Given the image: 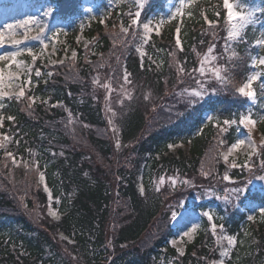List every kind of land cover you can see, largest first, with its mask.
<instances>
[{
	"label": "trees",
	"instance_id": "1",
	"mask_svg": "<svg viewBox=\"0 0 264 264\" xmlns=\"http://www.w3.org/2000/svg\"><path fill=\"white\" fill-rule=\"evenodd\" d=\"M83 1L53 0L55 20L74 26V31L90 38V44L78 49L75 60L60 65L42 64L37 58L28 94L38 99L31 112L26 103L15 99L3 102L5 117H16L13 122L5 119L0 128V133L13 138L8 150L18 160L23 157L35 163L30 164L31 170L23 163L14 166L0 150V264H211L221 259V247L210 232L209 221L205 220L194 241L186 245L183 256L171 244L172 212L199 210L205 203L212 208L213 222L224 224V235L238 237L229 257L223 258L226 264H264V218L256 213V219L249 221L244 208L248 199L264 207V189L244 183L249 174L223 160L241 128L232 125L219 132L216 126L217 121L222 124L224 119L239 117L251 104L236 88L251 74L253 58L264 54V47L255 45L264 33V23L250 26L244 33L246 42L231 43L225 52L223 0H194L183 16L165 19L160 34L153 33L145 45L142 23L130 28L127 35L121 32V27L131 23L127 13L134 11V4L108 9L103 23L96 19L81 27ZM172 1L145 0L140 21L159 18ZM259 4L264 7V0ZM217 11L218 39L214 41L204 15L217 20ZM177 26L181 28L182 52L175 46ZM211 43L221 44L231 82L227 87L210 82L216 91L186 106L180 93L196 86L198 78L192 70L199 68ZM137 48L146 53L143 60ZM181 66L185 69L182 75ZM125 68L130 74L129 86L135 83L136 87L134 97L124 100L127 110L116 109L123 115L118 116L115 136L104 112L107 97L115 95L103 84L110 82L118 91L125 85ZM36 69L52 75L37 78ZM97 78L98 84L94 83ZM256 86L262 103L256 109L264 133L261 81ZM144 89L152 92L151 99L140 96L139 90ZM206 114L212 119L206 121ZM169 144L177 147L169 149ZM261 148V158L254 157L256 164L264 160ZM262 164L256 173L251 171L250 179L264 172ZM41 171L44 184L39 181ZM225 174L231 182L223 179ZM166 176L188 179L190 186L156 191L157 179ZM234 182L245 186L240 197L243 203L228 200L226 193ZM45 184L53 195L52 210L60 215L59 221L48 214ZM206 190L226 196L227 203L218 202L217 197L204 199ZM61 236L67 239L61 240Z\"/></svg>",
	"mask_w": 264,
	"mask_h": 264
},
{
	"label": "rangeland",
	"instance_id": "2",
	"mask_svg": "<svg viewBox=\"0 0 264 264\" xmlns=\"http://www.w3.org/2000/svg\"><path fill=\"white\" fill-rule=\"evenodd\" d=\"M192 1L194 0H191V2ZM144 2L145 0H139V2L138 0H106V2L101 1V0H84L82 4L83 17L81 19V23L83 27H85L86 25H88L92 21H95L96 19H101V21L104 22L103 17H104L105 12L108 11V9L113 10L115 8L120 7L121 5L125 3L134 4L132 6L134 9V11H132L133 13L137 10L141 11L142 7L140 6V4L142 3L143 5ZM233 2H239L240 4L247 5L249 9L250 8H262V5L259 4V0H245V1L244 0H233ZM189 4L190 3H188L182 9L183 13L186 11V7H188ZM180 5H181V0L172 1L169 8L164 14H162V16H160L159 18L154 17V19H149L147 22L151 21L152 26L155 29L160 20H165L167 18H170L171 14L174 13L176 8L180 7ZM48 9H52V14L50 16H44L43 15L44 11ZM88 9H91V11H88ZM55 11L57 10H56V5L53 2V0H0V31L4 32L3 43L0 44V55H6L9 52L19 50L22 52V55L17 57V61L18 62L22 61L24 64L30 65L31 67H33L35 63H33L32 57L29 56L26 51V49L31 48L33 50V53L37 55V58L40 60L42 64H47V65L49 64L51 66H56V65L61 64L59 63V61L61 60L65 62L66 60L71 59L72 51H76L78 53L79 48L85 49L90 44V38L87 37L82 32H79L76 30L74 31L75 27L70 25L69 23H62V22L56 21ZM128 13H127V17L129 18L131 22V17H129ZM29 18H36L41 23L46 24L47 27L45 29V32L42 35L46 37L45 43L48 44L47 48H43V45H41L37 39H34V37L38 35V30L35 25H29V26H26V28L25 27L14 28L11 30L12 33H14L12 35H9V30L5 28V25L7 24L16 25L20 21H23ZM263 23H264V13H257L256 24L254 26L258 27L262 25ZM161 27H162V24H159V30L161 29ZM25 31H27V38H25ZM141 33H142L141 35H143L142 30H141ZM17 40L20 41L19 44L14 43V41H17ZM222 49L223 48L221 44L216 45L215 53L217 54L222 53ZM206 52L203 55H205ZM203 55H202V58H203ZM259 56H264V54L262 55L258 54L254 58H258ZM223 61H224V56H223V59H220L215 63L217 66H224ZM10 63L11 62L8 60L0 61V69H3L4 71V90L14 96L15 93L18 91L15 85L23 84L26 77L23 73L17 70L15 64H11V67H9ZM263 68L264 66H262L260 69L253 68L252 72L262 71ZM9 73H11V76L9 75ZM41 73L42 75L40 78L48 79L50 77L47 75L48 71L46 72L42 71ZM193 74H195L198 79H209L210 82L214 81L215 84H218L215 81V78L211 76L210 72H208L205 77L201 78L199 76V72L197 68V71L194 72ZM17 77H19V79H17ZM258 82H260V80H258L254 84V88L256 90L255 102L250 101L251 104L247 108V111L245 113H242V114L251 113L253 118L257 120V124L253 126L252 132H251V141L252 143L255 144L257 148V154L252 155L251 159H249L250 148L248 144L246 143L244 147H242L239 151L232 152V154L229 156L228 164L231 165V162L235 161L238 165L236 168H239L240 172L249 174L246 178V182L244 183H251L254 186L264 189V180L258 179V177L264 176V172L260 173V175L253 176L250 179L251 171H255L256 173V169L261 165L262 162H264L263 159H259L257 161V164L253 162L254 157L257 156L261 158V153L263 151L261 146L264 147V133L260 130V116H259V111L256 109L257 106H260L262 104L261 98L259 97L260 92H258V89L256 86ZM135 87H136V84L132 83L130 86L129 84L123 85L122 87H120L118 91L114 90L116 88L114 89L112 88L113 90L110 94H114L115 96L107 97V102L104 105V112H105L107 119L112 121V123L109 124V127L112 130L113 135L115 136L117 135V132L115 133L113 131V128H115V131H116V128H117L116 124L118 125L117 123L118 116L120 118V116L123 115V113L119 115L118 111H122V109L127 110L129 106H124L125 104L124 100L125 99L128 100L129 97H134ZM198 88H199V85L196 84L194 88L189 89L188 91H194V90H197ZM210 92H211V88L209 89V93ZM116 93L119 94V98L116 97ZM139 93H140V96L145 101L152 98V92L148 89L139 90ZM5 100H7V98H5L4 101ZM261 107L262 109H264L263 105ZM113 112L116 114L115 116L112 115ZM208 117H211V115L210 114L205 115L206 121H209ZM235 119L237 120V125H238L239 117ZM239 127L241 128V133L238 139H245L248 136V132L243 127L241 126ZM252 163L254 164V166H252ZM242 164H248L249 167L248 168L240 167V165ZM173 177H175L176 180L178 181L176 187H179V185H182L183 184L182 181L188 180L183 177H176V176L161 177L164 179V183L160 184L161 178L157 179L156 181L157 187L159 189L172 188L170 180ZM237 185L239 184H235L229 191H227L226 194H227L229 201H231L232 198L236 199L235 194L232 191L234 188H244L245 189V186L243 184L239 186ZM189 186H190V183L187 184V187ZM206 191L207 192L202 194V197L204 199L206 198L209 199V197L210 198L217 197L218 202H220L219 200H221L223 203L224 202L227 203L226 196L219 197L218 195H216V192L213 190H206ZM242 195H244V193ZM244 208L248 212V215L255 216L256 213L260 214V210L264 207L248 199L245 202ZM205 211H208L211 214L213 213L212 208L206 205L205 203L203 207L200 208L199 210L190 208L178 214L176 220H173L172 223L170 221L171 226L174 230V237L171 239V241L173 239H176L178 241L176 249L179 247H183L184 250H186V245L194 241L201 226L203 225L205 220H207V217H204L202 215V213ZM188 218H191V222L193 224L198 225L197 231L193 234V237L191 238L190 241L188 237H184L183 240H180V236H181L180 229L187 223ZM190 227L191 225H189V228ZM220 231H221L220 229H217L218 234H220ZM223 242H227V241H223Z\"/></svg>",
	"mask_w": 264,
	"mask_h": 264
},
{
	"label": "snow or ice",
	"instance_id": "3",
	"mask_svg": "<svg viewBox=\"0 0 264 264\" xmlns=\"http://www.w3.org/2000/svg\"><path fill=\"white\" fill-rule=\"evenodd\" d=\"M139 2V0H138ZM191 3V0H181V5L180 7L176 8L175 12L171 14L170 19L175 20L178 16H183V11L182 9L188 4ZM142 7V3L140 4ZM223 8L226 11V17H225V27H226V37L224 38V50L225 52L228 50V47L231 45V43H243L246 42L244 39V33L250 26H254L256 24V16L257 13H264V7L262 8H248L247 5L240 4L239 2H233V0H223ZM88 11H91V9H88ZM52 14V9H48L44 11L43 15L44 16H50ZM217 20H209L206 15H204V20L205 23L208 24L209 28L211 29V35L213 40H217V24L219 21V16L220 13L217 11L216 13ZM129 17H131V23L128 27H121V32L127 35L129 33L130 28H138L141 23H142V32H143V43L146 45L151 38V35L155 33L156 35H159V24H163L166 21L165 20H160L159 23L157 24L156 28L154 29L152 26V22H141L140 17H141V11L137 10L134 13L129 11L128 13ZM203 15V13H202ZM103 23V21H101ZM29 25H35L37 30H38V35L34 37V39H37L41 45H43V48H47L48 44L45 43L46 37L42 35L45 32L46 29V24L41 23L38 19L36 18H29L23 21H20L18 24L13 25V24H7L5 25V28L9 30V35H12V29L14 28H21L29 26ZM83 27V25H81ZM180 33H181V28L177 26L175 28V46L179 51H183V45L182 41L180 38ZM3 38H4V32L0 31V44L3 43ZM25 38H27V31H25ZM14 43L19 44L20 41H14ZM201 44L204 43L203 40L200 42ZM256 46H261L264 47V33L261 34V38L255 41ZM215 48L216 44L211 43L209 44L207 48V52L205 55H203V58L200 61V65L198 68L199 76L201 78L205 77L208 72L211 73V76L215 78V81L221 86V87H227V85L231 82V77L227 74L229 72V68L227 65L225 66H217L215 62H217L220 59H223V54H217L215 53ZM27 53L29 56L32 57L33 63H35L37 59V55L33 53V50L31 48L26 49ZM137 51L140 53L141 60H143L144 56L146 55L145 52L141 51V49L137 48ZM195 51V49H193ZM22 55V52L17 50L13 52H9L6 55H0V61H5L8 60L11 63L9 64V67H11V64H15L16 68L19 72L23 73L25 75V80L23 84H17L15 85L18 91L15 93L13 96L9 92L4 90V71L3 69H0V128L3 127L5 119L9 122L15 121L16 117L14 115H5L2 113V110L4 108V99L7 98L8 100L15 99L17 102L21 103H26V110L31 112L33 109V105L36 103L38 97L35 95H29L28 92L30 90V86L32 84L31 80V74H32V67L30 65L24 64L22 61L18 62L17 57ZM77 52L72 51L71 52V59L75 60L77 57ZM235 55V53L233 54ZM59 63L63 64V60L59 61ZM262 66H264V56H259L258 58H253L251 67L260 69ZM99 67H104L103 64H101ZM141 67H143V64H141ZM179 74L182 75L185 72V69L183 67L179 68ZM193 72H196L197 69H193ZM11 76V73H9ZM42 75L41 71L39 69L35 70V76L37 78H40ZM48 76H51L52 73L48 72ZM264 76V70L262 71H253L248 77H247V82L243 83L242 86H239L236 88V91L242 96L248 98L250 101L255 102L256 98V90L254 88V84L260 80L261 81V92H264V80H261V77ZM130 74L127 72V69L125 68L123 72V81L124 84H130L131 80L129 79ZM19 79V77H17ZM94 83H100L99 78H97ZM197 85H199V88L194 91H188L187 88H184L180 95L184 99V102L187 105H192L194 103H198L199 101L203 100L206 95L209 94V89L211 88L212 92L216 91V86L210 83L209 79H196ZM103 87L109 92H112V85L111 83H105L103 84ZM42 103L47 104V100H42ZM59 102H57L56 105H52L53 107L57 106ZM111 111V110H110ZM113 116L116 114L113 112ZM69 121L72 119L71 114H69L68 117ZM209 120L212 119V117H208ZM264 119V118H262ZM112 121L109 120V124H111ZM257 124V120L253 118L251 113L248 114H241L239 116V121H238V126L243 127L244 129L247 130L248 136L245 139H237L234 143L231 144L229 147L228 151L223 154V160L225 164H228L229 162V156L232 154L234 151H239L244 145L247 143L249 148H250V154H249V159H251L252 155L257 154V148L254 143L251 141V132L252 128L254 125ZM232 125H237V120L236 119H224L222 121V124L220 121H217V127L219 128L220 132H226L229 127ZM113 131L115 132V128H113ZM12 137L8 134H2L0 133V150H4V153L7 158L11 159L12 165H18L19 163H23V166L25 169L31 170L30 164L35 163V162H29L23 159L21 157L19 160L12 151L8 150V144L12 142ZM18 144L19 141H16ZM121 145L119 142H117L116 147L119 148ZM174 147H177V145L174 144H169L168 148L172 149ZM52 156H55L56 153L52 152ZM60 155H63V152L60 153ZM232 168H236L238 165L235 161L231 162L230 165ZM36 167L38 168L39 165L36 164ZM240 167H245L248 168V164H242ZM223 179L225 181H230L231 182V177L227 174L223 176ZM260 180H264V176L258 177ZM39 181L41 184H44L45 182V174L43 171L39 173ZM164 183V179H160V184ZM171 186L173 189H175L178 181L176 180L175 177L171 178L170 180ZM183 184L187 185L190 183L189 180H184L182 181ZM156 191H160L159 188L156 189ZM233 193L235 194L236 200H238L240 203H243L242 200H240L241 195L244 193L245 189L244 188H234ZM44 192L47 193V198L49 202V215L53 217L56 221L60 220V215L57 214L56 211L52 210V202H53V195L49 191V188L45 184L44 186ZM144 188H140V194L144 195ZM56 203L58 204L59 201L57 200ZM204 217H207V220L211 224V234L214 238H216V244L221 247V250L219 252V256L221 259L219 260H213L211 264H226L225 259L230 255V252L235 248V246L238 243V237L234 234L232 235H224V224H219L217 225L216 223L212 222L213 221V215L205 211L202 213ZM260 216L264 218V208L260 210ZM177 214L175 212H172V219L176 220ZM249 221H254L256 219L255 216L249 215L247 217ZM189 225L191 227L189 228ZM198 225L193 224L191 222V218H188L187 223L180 229L181 236L180 240H183L184 237H188L189 241L193 237V234L197 231ZM219 227L220 234L217 232V228ZM61 240L67 239L64 236L60 237ZM223 241H227V247H223ZM69 243H72L73 241L69 239ZM178 241L176 239H173L171 241L172 247L176 248ZM177 252L180 256H183L185 254V250L183 247L177 248Z\"/></svg>",
	"mask_w": 264,
	"mask_h": 264
}]
</instances>
